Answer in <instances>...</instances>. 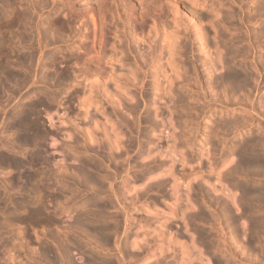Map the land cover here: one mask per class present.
<instances>
[{"label": "rangeland", "instance_id": "rangeland-1", "mask_svg": "<svg viewBox=\"0 0 264 264\" xmlns=\"http://www.w3.org/2000/svg\"><path fill=\"white\" fill-rule=\"evenodd\" d=\"M2 1H4V3ZM5 1L7 2V4ZM21 1H23V3ZM61 1H64V0H61ZM86 1L85 0H68L66 2H69L73 7L74 6L76 7L77 4H78L77 6H79ZM164 1L167 3L169 2L171 5L173 4V7H176L179 10H182L180 11L181 13L180 16L181 15L185 16V18H186V15H188L187 12L189 13L190 11L186 9H192L190 8L191 6L194 8H197V9L193 8L194 11L202 10V12L204 13L203 14L204 17L202 18L203 20L202 23L205 24L206 26L208 25L207 27L205 25H202V26L206 27L207 30H209V31L205 30L206 33H208L207 34L208 36L205 37V43L208 46L205 48L204 47L205 45L202 44L203 41L200 39L201 37H199L200 32L197 29L198 27H195L196 25L195 26L192 25L193 24L192 21L187 20L189 18L185 19L182 16H181L182 19L179 17V19H181L182 22L181 20H178V22L175 23L174 25L173 30L178 29L177 32L176 31L173 32L174 34L171 33L173 34L171 36L175 38V39L172 38L174 39L172 41L176 43V44L173 43L175 47L172 45L173 47L171 49V51L174 52V54L173 53L171 54L170 52L171 56L168 54L169 57L167 58L166 56L168 52H166L165 51L166 49L164 50L163 48L162 43L164 42L161 40V37L156 36L154 39L153 38L154 35H153V37L150 36L149 38L150 40H142V41H139L137 39L135 40L134 36L130 32L126 31L128 27L122 24L123 22L122 23L117 22L120 25L118 27L120 28L119 30H121V26H122V30L125 31L124 35H127L125 36V38L123 36L121 37L120 32L118 31V28L115 32L117 35H119V38H118V36L115 34L116 42L114 46V48L118 52L117 53L118 55L116 56H118L119 58L117 57L115 60H112L110 64L114 66L112 67L117 73V74L115 73L117 76L115 77V80L113 77L114 81L108 80V82L106 81V83L104 82L103 84H100L101 87L98 86L99 88H95L96 92L93 91L91 92L92 94L90 93L91 96L93 95V100L92 98L88 97L84 101L81 100L80 98L79 100L76 97V95L73 93H75V90H77L76 88H78V90L80 89L81 90L80 93H82V89L84 88L83 90H87L88 87L87 88L84 87V84H81L78 79L73 77L74 76L73 71H71L70 69L69 70L70 72H69L67 67H64V64L59 65L56 63V60H47L45 58L46 55L50 53H52L55 57L65 54L68 49L67 46L65 45L75 40L76 38V37L75 38L72 37L71 38L72 40L69 38L70 34L71 35L76 34V29L74 30L72 29L73 32H71L72 30H65L67 32L69 31L68 33L66 32L69 36L67 38L66 33L64 31L61 30L62 32H59L60 30L58 29L52 31V29L49 28L48 24L51 22L50 19H53V17L56 16V14L53 12L56 9V7L59 6L60 0H20V1L19 0H1L0 1V9L3 8L2 9L3 11L1 10L0 12L1 14L4 13L2 14L3 16L0 14V18L1 17L5 18L6 16L7 19L13 18L14 21H16L15 24L14 22L11 23L14 28L11 27L10 25L9 29L11 28V30H9L7 28L8 27L7 22L6 24L2 23L7 20H5L4 18L1 19L2 21L0 20V38L2 35V39L4 40L3 41L0 39V42L2 43V44L0 43V154L6 153L8 147L11 146L9 147V152L7 151V153L11 155L13 154L11 156L13 158H16V159L20 158V160L23 162L22 167L24 166H25L24 168L27 167L25 171L29 170V173H28L27 171L25 172L22 167H20L17 170H20L21 168L22 169L20 171H17L16 168L15 167L13 168V166H11L9 163L8 164L10 166L7 164L9 166L7 167L6 161L4 162L0 161L1 163L0 164V196L3 197V198H0L1 199L0 200V210L3 209L4 212L3 211L2 212L6 213V214H3L0 211V215H1L0 223H2L0 224V244H1L0 245L1 247L0 261L1 262L6 261L5 259H7V261L11 260V262L12 263L14 262V264H18L19 262H20L19 264H53L54 262L55 264H57L59 262L58 260L61 259L60 262L61 261L63 262L61 263L59 262L58 264H66V263L67 264H74V263L75 264H94V262L97 264H104V263L105 264H108V263L110 264L111 263L113 264H141V263L146 264L147 263L148 264V263L153 262L152 264H154L156 260H157V263L155 264H176V263L177 264L178 263L179 264H182V263L191 264L192 261H193L192 264H220V262L221 264H226V263L228 264H264V231H263L264 227H260L257 231L251 232V227L249 226L250 225L249 220L251 219L248 218V217L251 218L252 217L251 215H257V212L260 213V215L262 214L261 216L258 214L260 217L264 216V204H263L264 202L262 203L263 205L260 203H259L260 205L257 203H256L257 205H254L255 203H253V199L251 198L252 200H250L249 198L252 195L249 194L248 198L253 204V205L252 204L250 205L251 208L249 207L250 208L249 209L246 206L250 204L251 202L249 200H248L249 202H247V199H248L247 195H243L241 192L242 191L241 184H244V182L247 184L255 185V186H259V185L264 186V175H262L264 174L263 173L264 167L263 169L258 170L257 167L251 166L255 168L253 172L261 174L263 177L261 175H257L258 177L255 175L251 176L250 175L252 174L251 167H249L250 169H248L250 170L249 171L250 174L247 173V170H246V173H243L245 172V170L240 169V166L238 165L239 160L236 162V160L238 159V156H235L236 154L235 150L237 147L236 145L239 144V142L245 137L248 138L249 136H251L249 138H253L255 135L256 136L255 139L258 137L257 139H260V141L262 139L261 137H259L260 135H262V137L264 138V113H263L264 112L263 111L264 110V104H263L264 103V69H263L264 68V64H263L264 63V58H263L264 57V45H263L264 44V34L261 35L262 32L264 33V28H263L264 27V19H263L264 18V11H263L264 10L263 8L264 0H247V1L239 0L238 2L236 0H198V1L194 0V2L193 0H190V2H193L192 4L191 3L189 4L188 0H182V1L164 0ZM235 1L237 3H235ZM9 2H11V4ZM78 2H81V3L79 4ZM218 2L219 3L221 2V3L219 4ZM181 3H184V4L181 5ZM215 4H216V7H214ZM258 4L259 5L261 4V5L259 6ZM14 5H15V8H13ZM20 5L22 6L21 8H19ZM203 5H206V7ZM237 5L238 6L240 5V6L238 7ZM242 5H243V8H242ZM253 7H256V8H253ZM260 9H263V10L261 11ZM225 10L226 11L229 10L231 12L227 11L229 12L227 13ZM14 11L15 12L17 11V12L15 13ZM249 12L250 13L255 12L256 14H250ZM7 13H9L8 17H7ZM258 13L260 15L263 13L262 14L263 17L260 15L258 16L257 15ZM210 14L212 15L213 20L210 19L211 18ZM213 14L214 15L217 14V15L214 17ZM227 16L229 19H226ZM251 16H253L254 18ZM122 18H124V15H122ZM249 18L252 20L251 21L247 20ZM205 19L206 20L208 19L210 21L208 20L206 21ZM27 21L29 23H27ZM182 23L185 25L188 23L186 25L188 26L186 27V30L183 29L185 28V26ZM19 24L21 25V27ZM46 24L48 27L46 26ZM179 24L180 26L182 24V26L180 27ZM4 26L8 30H6ZM12 28L14 29V31ZM2 29L5 30V34H4V30ZM15 30L16 31L18 30V31L16 32ZM127 30L129 31V29ZM6 31H9V32H6ZM183 32L184 33L186 32L187 34L185 33L186 35H183ZM245 32L247 34V39L245 38L246 37ZM235 33L238 36H236ZM52 34H53L52 37L54 39L51 37ZM231 34H232V38H231ZM9 35L13 37L10 38ZM48 35L49 37L47 38ZM241 35L245 37H241ZM6 36L7 38H5ZM151 37L153 40L151 39ZM178 37H180V39ZM24 38L26 41H22ZM49 38L51 40H49ZM243 38H245V40H243ZM120 39H121V42H120ZM7 40L9 41L13 40L12 42H14V44L12 42L8 43ZM47 40L49 43L46 45ZM68 40L69 42L67 43ZM52 42H53V45H52ZM247 42L248 43L255 42L256 44L257 43L258 44L256 46V44L255 45L251 43L248 44ZM180 44L185 45V46H182ZM243 44H246L247 46L245 47V45ZM9 45L11 46L10 47L11 49L8 48ZM31 48L35 50H32ZM174 48L175 50H177V52L180 50L179 53L175 52V50H173ZM208 48L211 49V50L209 49L211 51L210 54L212 53L210 56L212 57L213 55L214 57L217 54H219L220 56L218 55V57L221 61L219 60V62H217V56L216 58L210 57L211 58L210 59L209 56H207L209 54V50L207 51ZM238 48L240 49V51H237L239 50ZM241 48L242 49L247 48L248 52H246L247 51L246 49H245L246 51L241 50ZM12 50L14 51L12 52ZM183 51H184V54H182ZM32 53L34 54V56ZM119 53H121V55ZM244 53H247V54L244 55ZM37 55H40V56H37ZM3 56L7 58H4ZM170 57H171V60L169 61L168 58L170 59ZM221 57H223L224 59ZM122 58H124V60ZM260 58H263V59H260ZM29 59L31 60L28 61ZM166 59L168 60V63H166ZM226 59H228V61H226ZM163 60L165 61V63ZM135 61L136 63H134ZM1 62L4 63V65L6 66L4 67V65L1 64ZM23 62H24V65H23ZM159 62H162L164 64L163 65L161 63L163 67L160 66ZM206 62L207 63L209 62L208 64L209 65L211 64L210 66L214 65L211 67L213 69H211L210 66L207 65ZM137 64L138 65L140 64V66L142 67L138 66L140 67L139 69L136 66ZM160 67L163 68V71H165L166 69L168 70L166 72L161 73L162 68H161V72H159ZM175 67H180V68H175ZM169 68L171 69L169 70ZM2 69L4 71H2ZM175 69L177 70V72ZM231 70H239L240 72L244 70L246 71V72L243 71L244 73H247V74L249 73L250 75L248 74L249 77L247 78L248 79L250 78L248 81L250 82L252 81L251 84L250 82L248 83L249 85L247 84L246 82L247 78L245 79L246 81L244 80L246 82V86H245V82L243 81L241 82L244 86L241 84V82H239V84L242 86H239V84H237L238 82L229 83L228 81L226 82V80L219 82V80L223 79V77H221L222 74L225 75L227 73L226 71H231ZM27 72L30 74H28ZM143 72H145V74ZM256 72L258 73L261 72V73H259L260 74L259 75L258 73L256 74ZM164 73L169 74V75L165 74L166 76H164L163 75ZM60 74L63 77H61ZM123 74L124 75L126 74L127 78H129L132 74L131 78L135 81L136 79L134 77H137L138 80L134 82L131 78H129L127 81L126 75L124 76ZM177 74L180 77H178ZM247 74L245 75V77L247 76ZM30 75L32 76V79L30 78ZM161 76L166 77L167 79L169 78V79L165 80V78H162ZM25 78L28 79V83H27V79ZM121 79L123 80L125 79L126 81L124 80L125 82H123V80ZM160 79L161 81H159ZM163 79L165 82L168 81L169 85L167 84V82L164 83L163 85L162 84L164 82ZM170 79H172L171 80L172 84L169 83ZM195 79L197 80L195 81ZM22 81H25V82L22 83ZM129 81H131V83H129ZM142 81L143 83H141ZM158 85L160 87H162L163 85L164 88L163 87L160 88ZM195 85H199V86H195ZM250 85H252L253 87ZM103 86L106 87L107 89L106 88L103 89L104 88ZM242 87L244 88L243 91H242L243 89ZM232 88L234 89V91ZM160 90L162 92L164 91V93L166 92L167 93L164 94L162 92H159ZM103 91L105 93H103ZM168 91L170 92V94ZM84 92L86 93V91ZM119 92H122V93H119ZM100 93H101V96H100ZM160 93L162 94L161 95L162 97L159 95ZM53 94L54 96H57V98H55ZM48 95L50 99L48 98ZM108 95L109 96L111 95L113 97L110 96L111 97L110 99ZM106 96H108V98ZM156 96L159 98H157ZM205 97L206 99H204ZM89 98L91 101L88 100ZM96 98L98 99L96 100ZM250 99L251 100L253 99L252 100L253 102ZM48 100H49V103H48ZM218 100L220 102H218ZM244 100H246V102ZM28 101L31 103L29 104ZM36 101L37 103L38 102L39 103L37 104ZM81 101L82 102L89 101V103H87V105H89V110H88L89 113L87 112L86 117L82 115V118H81V113H79L78 115V113L75 112L82 105ZM179 101H183V103ZM238 101L240 102L238 103ZM90 102L92 104H90ZM188 102L189 103L191 102L194 105V107L196 105L197 106L195 108L193 107L194 108L193 109L192 104L191 103L189 104ZM236 102L237 104H235ZM247 102L249 103L250 106L252 105L253 108H255L256 106V112L253 111L254 110L253 109L252 110L253 115L251 116L244 111L245 107L246 109H249L250 107L247 104ZM96 103H97V106H94ZM240 103L242 105L245 104L248 106H245V105L237 106ZM258 103H260L259 106H258ZM183 106L184 107L186 106V107L184 108ZM188 106L189 107L191 106V107L189 108ZM241 107H244V109ZM101 111L103 112V115ZM242 111L244 112V114ZM20 113L22 114L21 117L27 116L26 118L25 117L22 118V122L24 120L23 123H25L27 127V128L24 127L25 129H23L24 124L20 126L21 125L20 120H19ZM31 113H33L34 115ZM197 113L200 116L196 115ZM247 114L250 116V119H249V116H247ZM7 115L8 116L10 115L11 116V117L9 116L10 119L12 120L13 118V120L10 121L9 118H7ZM77 115L80 116V119L79 117H77ZM241 115H243V117ZM246 116L248 117V119ZM252 116H255V117L253 118ZM245 117H246L245 120L248 121V122H245L247 126L242 122L244 121ZM251 117L253 119H251ZM83 118H85V120ZM93 118L94 120L95 118L96 120L98 119V121L95 122ZM231 118L233 119V121ZM236 118L239 121H237ZM82 119L83 121H81ZM32 120L34 122H32ZM106 120H109V121H106ZM225 120H227L229 123L228 122L226 123ZM240 120H242L241 123H243V125L240 123ZM16 121L19 122L20 125ZM231 121L233 123H231ZM235 121L239 122V125L235 123ZM7 122H11L10 124L13 127H11L10 124H7ZM94 122L96 125L94 124ZM222 122H224L225 124ZM26 123L28 124L30 123V124L27 125ZM217 123L219 126L217 125ZM35 124H38V125H35ZM234 124H236L237 126ZM14 125H16L18 128ZM87 125L88 127H91V129L88 128L89 131L86 128ZM32 126L34 127V129ZM15 127L16 129H14ZM19 127L24 131H22ZM5 128L6 129L8 128L7 130L9 132L5 131L6 130ZM222 128L225 130H223ZM212 129L214 130L212 131ZM186 130H187V133H186ZM215 130L220 131V132H216ZM20 132H22L24 135ZM37 132H38V135L36 134L37 135L36 136L35 133ZM182 132H183V135H182ZM212 132L215 133L214 134L215 136L213 135ZM89 134L92 136H90ZM188 134L190 135V137L188 136ZM88 135L92 138L89 139L90 137H88ZM116 135L117 136L119 135L118 137L121 138V139L120 138L117 139L118 144L114 142L113 140V139L116 140V138H118L116 137ZM25 136H27L28 138L27 137L24 138ZM20 138H22V140ZM221 139L223 142H221ZM23 140L26 142H24ZM130 140L132 142L129 145L128 143L130 142ZM184 143H186L187 145ZM259 143H258V148L264 154V141L262 144H259ZM110 144L115 149L114 148L112 149ZM113 144L116 145L117 147L114 146ZM213 144H214V147L212 146ZM126 146L129 148L127 149ZM234 146L235 148H233ZM10 148H11L12 153H10ZM23 151L26 152L25 155ZM119 151L121 153H119ZM169 151L174 154H171ZM118 153L120 154V156L118 155ZM19 154L22 156H20ZM14 156H18V157H14ZM31 156L32 158H35V162L37 164L35 162H33L34 165L32 164ZM37 156H39L40 158L37 159ZM28 157L31 160L29 159L27 160ZM85 159L86 161L91 160L92 162L93 161L94 162L92 163L91 161H89L90 162L89 164V162L87 161L88 162L87 163ZM81 160L85 162V166H84V163H81ZM229 160H231V162ZM29 161H31L30 162L31 165L29 164ZM26 163H28L29 166ZM86 163L88 164V166L89 165L90 166L88 167ZM233 163L235 164L237 163L236 166L237 165L239 166V167L235 166L236 168H238L236 169L237 172L240 169L241 173L239 172L237 173L239 176L236 175V172L235 174H231V175L229 174L230 172L232 173V170L235 169L234 167H233L234 169L232 168V166H234ZM3 164H5L4 165L5 167L3 166ZM91 164L93 165L91 166ZM82 167H84V169ZM7 168L8 169L13 168V169L8 170ZM80 168H82V171L86 170L85 172H88V173L86 174L84 172L86 175L83 174ZM198 168H201V170ZM230 168L231 170H229ZM39 169L41 170L42 174H45L43 175L44 179H43V176H40L42 178H38L39 177L38 174L39 175L41 174L39 172L40 171ZM195 169L196 171H194ZM193 171L195 173L197 172L198 174L196 176L193 175L192 177V174H195ZM19 172L26 175V178L24 176L23 179H21L22 177H19V176H22L23 174H20ZM90 172H92L93 174ZM96 172L98 176H96ZM98 172H100L101 174ZM183 172L184 173L186 172L187 175L190 173L186 178H183L185 179V181L182 180V177L178 175L179 173L180 175H182ZM26 173L27 174L31 173L30 174L31 176L33 175V173L34 175L37 174L36 175L37 177L34 176L36 180H34L35 178L31 177L30 179H32L31 180L32 182L29 181L27 179L29 177H27ZM242 173L244 175H241ZM89 174L94 175L97 179H95L94 176H92L94 178L90 177ZM84 175L86 177L89 175V178L88 177L85 178ZM227 175H229L230 177ZM4 176L5 178H3ZM102 176H106V177L103 178ZM243 176H245V178ZM247 177L249 179L246 182V180L244 179H247ZM8 178H10V180H8ZM188 178H191V180ZM89 179L94 180V182H96L97 185L98 184L101 185L100 187L102 191L101 193H100L99 185L98 186L94 185L95 183ZM88 180L89 182H87ZM95 180H99V181H95ZM3 181L5 184L6 182H8L7 186H9L10 188L9 187L6 188V185L3 183ZM12 181L13 182L17 181V182L12 183ZM33 181L37 183L39 182L38 185L36 186L37 183L34 184ZM251 182H253V184ZM262 182L263 184H260ZM237 184L238 185L240 184V185L238 186ZM16 185H18L19 189L16 187ZM22 186L23 188H20ZM34 186L38 188L39 193L43 191L42 192L44 193L43 196L45 195L47 196V197L46 196L44 197V201L42 197L41 202H40L41 204H38V205L37 203L32 204L35 201L36 196L41 194V193L40 194L37 193L36 188H33ZM13 187H14V190H13ZM43 187L44 188L46 187V188L44 189ZM95 188H97L98 190ZM112 190L114 191V194ZM97 191H99L98 192L99 194L97 193ZM71 192L73 195L71 194ZM103 192L105 193L103 194ZM240 194L244 196L243 199ZM20 195L21 197L24 196L23 198H26L28 200L20 198L19 197ZM9 196L10 198L13 199L12 201L10 198H8ZM45 198L47 200V203H46ZM91 198L93 199L92 201H91ZM244 198H247V199L244 200ZM17 199L22 202L23 200L27 201L30 204L25 202L24 205L26 204L28 205L24 206V208L22 207L18 208L19 210H17V207H16V203L18 202ZM94 199H96L95 200L96 202L94 201ZM42 201L45 203H43ZM244 201L246 205L244 206L246 207L247 210L243 209ZM246 202L248 204H246ZM98 203H103V205L98 204ZM123 204H126V205H123ZM12 205L14 208H12ZM40 205H42L43 208H41ZM258 205L261 206V208ZM34 207H36L37 209L39 208V210H37ZM32 208L33 210H31ZM95 208L98 209L99 211L101 210L100 212L101 214H103L102 212L105 213L103 215L101 222H98L103 225V228H105L104 229L105 231L103 230L104 232L103 234H101L102 231H98V233L101 232L100 234L102 236L99 235L97 231H95L97 229H95L91 224L88 223L90 222V218L88 216H90L94 212L95 213L98 212ZM172 208H174L173 211H172ZM43 209H46V210H43ZM5 210L8 211L9 214L12 213V216H14V219L10 214V219L12 218V220H10L9 214ZM24 210L25 212L27 210H31V211L30 212L27 211L25 213ZM50 210H52L53 212H51ZM86 210H93L94 212L93 211L92 213H90L91 211L85 212ZM33 211L35 214L33 213ZM83 211L85 212L86 215L85 214L82 215L84 213ZM38 212H40L41 216L42 215L43 216L40 217L39 216L40 214ZM45 212H47V214H44ZM36 213L38 214V216L36 215ZM30 214L31 215L34 214V217L29 216ZM172 214H174V216ZM15 215L17 216V218ZM35 215L37 217H35ZM80 215H82V217ZM166 215H169V216H166ZM26 216H29V217H26ZM48 216H50V218ZM7 218L8 220L12 222L13 220L16 221L20 225L18 226V224H16L17 225L16 226L15 222L14 223L11 222L13 226H10L9 225L10 221H5L3 223L2 220L3 221L7 220ZM18 218H20L19 221L21 220L22 221L18 222L17 221ZM85 218L87 219L89 218L88 221ZM36 219H38V221ZM104 219L106 220L109 219V220L106 221ZM76 220L79 223H81L80 221L83 222L84 220L85 223L83 222L82 224H80L83 227L82 226L80 227L79 223H77ZM36 221L39 223H37ZM40 222L43 225L44 224L45 225L43 226ZM52 222L53 223L55 222L56 224H53L52 226L51 225ZM29 224H31V226H29ZM85 224L87 225L89 230L92 228L91 230L93 231L91 230L89 231L87 227H85L86 226ZM22 225H24L23 226L25 227L24 229L27 230V231H24V233L22 230L23 228H21ZM49 225H51V227ZM114 225H116L117 228ZM15 226L18 228H16ZM11 228H13V230ZM78 228H81V229H78ZM17 229L18 231L21 229L19 231L20 233L17 231ZM94 231H95V234L93 235L92 233ZM258 231H263V233L261 232L259 233ZM15 232H18L19 234L17 233L14 234ZM89 232L91 233V236ZM253 232H256L257 234ZM34 233L37 234L35 236H37V239H39V242L36 241V243H34L36 240L35 236H33ZM38 233H41V234H38ZM137 233L139 236H137ZM21 235H23L24 240L26 241L24 240L20 241ZM100 236H101L100 240H95V239H98ZM103 236L104 238H102ZM138 237H140V240H138L139 239ZM170 237H171V241L173 239L172 242L170 241ZM135 238L138 240L137 243L135 242ZM23 241L26 243L30 241V243L26 244ZM18 242L19 243L22 242L20 243L21 247H20V244H18L19 247H17ZM23 243L26 244L25 247L23 246L24 245ZM133 243H136L137 246ZM248 243H249V246H248ZM161 244L163 245V248L160 246ZM37 245L39 246L41 245V246L38 247ZM132 245L135 246L136 248L132 247ZM28 246H30V249ZM63 246L65 247L63 248ZM47 247L48 249H46L47 251H45V248ZM67 247H69L70 249ZM165 247L166 248L168 247V248L165 249ZM185 247L188 248L189 251H187ZM63 249L66 250L65 251L66 254L59 258L58 256L61 253H62L61 255L65 253V252H62L64 251ZM68 250L70 253L67 254ZM184 250H186V253H184L185 252ZM5 251L10 254L8 253L6 254ZM55 251L60 254H58L57 256V253ZM92 252L93 253L95 252V253L93 254ZM40 253L42 254L45 253L44 255L46 256ZM85 253L87 254V257L85 256L86 255ZM232 253L233 255L236 254V256H233ZM3 254L7 255L9 258L4 256ZM11 255L13 256L12 259H10ZM150 255L152 257H150ZM188 255L189 257L193 255V257L195 256L196 258H193V260L191 261L190 259L192 258L189 259V257H187ZM1 256L3 257L2 258L3 260L1 259ZM89 256H92L90 257L91 259L88 258ZM53 257L55 258L53 259ZM65 257L67 259L70 258L68 259L70 261H67ZM230 257L231 258L233 257L232 258L233 260ZM159 259L162 260L161 263ZM85 260H87L88 262ZM145 260L146 262L143 263V261ZM47 261L49 263H47Z\"/></svg>", "mask_w": 264, "mask_h": 264}, {"label": "bare ground", "instance_id": "bare-ground-1", "mask_svg": "<svg viewBox=\"0 0 264 264\" xmlns=\"http://www.w3.org/2000/svg\"><path fill=\"white\" fill-rule=\"evenodd\" d=\"M1 1V0H0ZM20 1V0H19ZM66 1H68V0H64V1H61L60 0V3H59V6L58 7H56V9L54 10V12L53 13H55L56 14V16L55 17H53V19H50L51 20V22L48 24L49 25V28H51L52 29V31L53 30H60L59 32H62V31H64L65 33L67 32V31H65V30H74V29H76V34H74V35H71L70 34V37L68 36V32L66 33V36H67V38L69 37L70 39L72 38V37H76L75 38V40H73V41H71L70 43H68L69 42V40L67 41V45H65V46H67V52L65 53V54H63V55H59V56H57V57H55L52 53H50V54H47L46 55V59L47 60H56V63L57 64H64V67H67V69H68V71L71 69V71H73V73H74V76L73 77H75L76 79H78L79 80V82L81 83V84H84V87H88V89L87 90H83L82 89V93H80L81 92V90L79 89L78 90V88H76L77 90H75V93H73V94H75L76 95V97L79 99H81V100H86L88 97H90V98H92V100H93V95L91 96V92H96L95 91V88H99L98 86H100L101 87V85L100 84H103L104 82L106 83V81L108 82V80H113V77H114V80H115V77L117 76L116 74V72H115V70L113 69V65L112 64H110L111 63V61L112 60H115L118 56H116V55H118L117 53V51H116V49L114 48V46H115V32H116V30H117V28L120 26L117 22H120V23H122V24H124L126 27H128L127 29H129V31L126 29V31L127 32H130L133 36H134V38H135V40L137 39V40H139V41H142V40H150L149 38H150V36H152L153 37V35H154V39H155V37L156 36H159V37H161V40L164 42V43H162L163 44V48H164V50L166 51V52H168L167 53V56H166V58L167 57H169V55H170V52H171V54L173 53L174 54V52H172L171 51V49H172V47L174 46L175 47V45L174 44H176V43H174L172 40H174L175 38L174 37H172L171 35H173L174 33L173 32H177V30H173L174 29V25H175V23H177L178 22V20H181L182 18H181V16H180V11H182V10H179L178 8H176V7H173V4L171 5L169 2L167 3V2H165L164 0H85L86 2H84V3H82L81 5H79V6H77L76 5V7L74 6H72L69 2H66ZM177 1H179V0H177ZM180 1H182V0H180ZM189 1V4L191 3H193L194 2V0H193V2H190V0H188ZM198 1V0H197ZM237 2L239 1V0H236ZM235 1V3H237ZM247 1V0H246ZM3 3H4V1H2ZM6 2V1H5ZM13 2V1H12ZM17 2V1H16ZM22 3H23V1H21ZM214 2V1H213ZM222 2V1H221ZM220 2V3H221ZM241 2V1H240ZM243 2V1H242ZM258 2V1H257ZM10 4H11V2H9ZM20 3V2H19ZM79 4L81 3V2H78ZM185 3V2H184ZM184 3H181V5H183ZM219 3V2H218ZM219 3V4H220ZM232 3H234V2H232ZM6 4H7V2H6ZM15 4V3H14ZM170 4V5H169ZM202 4V3H201ZM217 4V3H216ZM216 4L214 5V7H216ZM16 5V4H15ZM15 5H14V7L13 8H15ZM175 5V4H174ZM177 5V4H176ZM196 5H197V3H196ZM259 5V4H258ZM261 5V4H260ZM259 5V6H260ZM4 6V5H3ZM17 6V5H16ZM194 6V5H193ZM203 6H205L206 7V5H203ZM212 6V5H211ZM238 6V5H237ZM240 6V5H239ZM238 6V7H239ZM258 6V7H259ZM22 6L20 5V7L19 8H21ZM179 7V6H178ZM185 7V6H184ZM190 7V6H189ZM190 8H192V9H186V10H190L189 11V13L187 12V14L188 15H186V18H189V19H187V20H190V21H192V25H196L195 27H198L197 29H198V31L200 32L199 34H200V36L199 37H201L200 39L203 41V43L202 44H204L205 46V48L208 46V45H206V43H205V37L206 36H208L207 34L208 33H206V31L205 30H207V26L205 25V24H203L202 23V18L204 17L203 16V12H202V10H200V11H198V10H195L194 11V9H197V8H194V7H190ZM194 8V9H193ZM199 8V7H198ZM242 8H243V5H242ZM253 8H256V7H253ZM263 8H264V6H263ZM3 9V8H2ZM2 9H0V11L2 10ZM213 9V8H212ZM211 9V10H212ZM230 9V8H229ZM8 10V9H7ZM27 10V9H26ZM206 10H208V9H206ZM239 10H241V9H239ZM259 10V9H258ZM261 11L263 10V9H260ZM3 11V10H2ZM13 11V10H12ZM184 11V10H183ZM226 11V10H225ZM227 11H229V10H227ZM226 11V12H227ZM234 11V10H233ZM255 11V10H254ZM260 11V12H261ZM264 11V10H263ZM8 12V11H7ZM15 12V11H14ZM17 12V11H16ZM15 12V13H16ZM201 12V13H200ZM206 12V11H205ZM229 12H231V11H229ZM229 12H227V13H229ZM248 12V11H247ZM250 13V12H249ZM0 14H1V12H0ZM2 14H4V13H2ZM1 14V15H2ZM8 14L9 13H7V17H8ZM23 14V13H22ZM25 14V13H24ZM186 14V13H185ZM207 14V13H206ZM250 14H256L255 12L254 13H250ZM249 14V15H250ZM263 14V13H262ZM260 15L259 13L257 14L258 16L260 15V16H262L263 17V15ZM6 15V14H5ZM4 15V16H5ZM26 15V14H25ZM122 15H124V18H122ZM217 15V14H216ZM216 15H214L213 14V16L215 17ZM231 15V14H230ZM256 15V16H257ZM3 16V15H2ZM206 16H208V15H206ZM210 16H211V20H213L212 19V15L210 14ZM223 16H225V15H223ZM229 16V15H228ZM228 16H227V18L226 19H229L228 18ZM233 16V15H232ZM15 17V16H14ZM49 17V16H48ZM179 17L181 18V19H179ZM183 18H185V16H182ZM249 17V16H248ZM251 17H253V16H251ZM4 18V17H3ZM2 17L0 18V20L1 19H3ZM26 18V17H25ZM50 18V17H49ZM185 18V19H186ZM231 18V17H230ZM240 18V17H239ZM254 18V17H253ZM5 20H7V21H4V22H2V23H5L6 24V22H7V25H8V27H7V25H6V27L9 29V26L11 25V27H13V25L11 24V23H13L14 22V24H15V22L16 21H14V19L13 18H10V19H12V20H10L9 18L7 19L6 18V16H5V18H4ZM18 19V18H17ZM224 19V18H223ZM241 19V18H240ZM244 19V18H243ZM264 19V18H263ZM46 20H47V18H46ZM206 20V19H205ZM208 20V19H207ZM206 20V21H207ZM247 20H252V19H247ZM246 20V21H247ZM257 20V19H256ZM2 21V20H1ZM12 21V22H11ZM26 21V20H25ZM49 21V20H48ZM185 21V20H184ZM183 21V22H184ZM205 21V22H206ZM208 21H210V20H208ZM254 21V20H253ZM263 21V20H262ZM40 22V21H39ZM47 22V21H46ZM181 22H182V20H181ZM180 22V23H181ZM27 23H29L28 21H27ZM118 24V26H117V24ZM242 23V22H241ZM248 23V22H247ZM40 24V23H39ZM183 24V23H182ZM182 24H181V26H182ZM188 24V23H187ZM186 24V25H187ZM246 24V23H245ZM4 25V24H3ZM2 25V26H3ZM16 25H18V24H16ZM20 25V24H19ZM31 25V24H30ZM36 25V24H35ZM178 25V24H177ZM184 26H185V28H183L184 30H186V27H188V26H186L185 24H183ZM192 25H190V26H192ZM202 25H205L206 27H204V26H202ZM46 26H47V24H46ZM179 26H180V24H179ZM180 26V27H181ZM189 26V27H190ZM5 26H4V28H6ZM18 27V26H17ZM20 27H21V25H20ZM26 27V26H25ZM48 27V26H47ZM260 27H261V25H260ZM6 28V30H8ZM14 28V27H13ZM12 28V29H13ZM24 28V27H23ZM22 28V29H23ZM177 28V27H176ZM181 28V29H182ZM206 28V29H205ZM264 28V27H263ZM17 29V28H16ZM19 29V28H18ZM22 29H20V30H22ZM39 29V28H38ZM45 29V28H44ZM43 29V30H44ZM50 29V30H51ZM120 28H118V31L120 32V35H121V37L123 36L124 38H125V36H127V35H124V30H122V26H121V30H119ZM188 29V28H187ZM2 30H4V29H2ZM9 30H11V28L9 29ZM34 30H36V29H34ZM41 30H42V28H41ZM62 30V31H61ZM73 30L71 31V32H73ZM259 30V29H258ZM13 31H14V29H13ZM16 31V30H15ZM18 31V30H17ZM16 31V32H17ZM182 31V30H181ZM207 31H209V30H207ZM261 31H262V29H261ZM260 31V32H261ZM6 32H9V31H6ZM12 32V31H11ZM49 32V31H48ZM51 32V31H50ZM63 32V33H64ZM70 32V33H71ZM189 32V31H188ZM1 33H3V32H1ZM41 33V32H40ZM54 33V32H53ZM75 33V32H74ZM171 33H173V34H171ZM186 33V32H185ZM184 32H183V35H186ZM197 33V32H196ZM237 33V32H236ZM235 33V34H236ZM255 33V32H254ZM257 33H259V32H257ZM4 34H5V30H4ZM48 34V33H47ZM198 34V35H199ZM240 34V33H239ZM245 34H246V32H245ZM262 34H264L263 32L261 33V35ZM38 35V34H37ZM44 35H45V33H44ZM50 35V34H49ZM49 35L47 36V38L49 37ZM75 35H77V36H75ZM117 35V34H116ZM221 35V34H220ZM219 35V36H220ZM255 35V34H254ZM258 35V34H257ZM53 36V34L51 35V37ZM65 36V35H64ZM118 36V38H119V35H117ZM176 36V35H175ZM178 36V35H177ZM190 36V35H189ZM236 36H238L237 34H236ZM9 37L11 38V37H13V36H10L9 35ZM62 37V36H61ZM152 37H151V39H152ZM158 37V38H159ZM241 37H245V36H242L241 35ZM252 37V36H251ZM5 38H7V36L5 37ZM15 38V37H14ZM44 38V37H43ZM53 38V37H52ZM55 38H56V36H55ZM117 38V39H118ZM127 38V37H126ZM172 38H174V39H172ZM179 39H180V37H178ZM186 38V37H185ZM184 38V39H185ZM191 38V37H190ZM231 38H232V34H231ZM233 38H234V36H233ZM246 39H247V34H246V37H245ZM245 38H243V40H245ZM1 40H3L2 39V35H1V38H0ZM9 39V38H8ZM54 39V38H53ZM62 39V38H61ZM178 39V40H179ZM207 39V38H206ZM223 39V38H222ZM237 39V38H236ZM240 39V38H239ZM252 39V38H251ZM14 40V39H13ZM12 40V41H13ZM18 40V39H17ZM16 40V41H17ZM28 40H29V38H28ZM44 40V39H43ZM46 40V39H45ZM49 40H51L50 38H49ZM63 40V39H62ZM66 40V39H65ZM72 40V39H71ZM124 40V39H123ZM122 40V41H123ZM127 40V39H126ZM153 40V39H152ZM189 40V39H188ZM228 40V39H227ZM4 41V40H3ZM8 41V43L10 42H12V41H9V40H7ZM15 41V40H14ZM22 41H26L25 40V38L22 40ZM42 41V40H41ZM56 41V40H55ZM125 41V40H124ZM138 41V42H139ZM248 41V40H247ZM6 42V41H5ZM18 42V41H17ZM46 42V41H45ZM44 42V43H45ZM120 42H121V39H120ZM151 42V41H150ZM149 42V43H150ZM155 42V41H154ZM181 42V41H180ZM1 43V42H0ZM4 43V42H3ZM13 44H14V42H12ZM19 43V42H18ZM21 43V42H20ZM49 42H48V40H47V42H46V45L48 44ZM51 43V42H50ZM128 43V42H127ZM153 43V42H152ZM174 43V44H173ZM184 43V42H183ZM186 43V42H185ZM230 43V42H229ZM237 43V42H236ZM248 43V42H247ZM246 43V44H247ZM249 43H251V42H249ZM248 43V44H249ZM262 43V42H261ZM2 44V43H1ZM5 44V43H4ZM35 44V43H34ZM37 44V43H36ZM120 44H122V43H120ZM187 44V43H186ZM246 44H243V45H245V47L247 46ZM251 44H256L255 42L254 43H251ZM258 44V43H257ZM257 44H256V46H257ZM39 45V44H38ZM37 45V46H38ZM51 45V44H50ZM52 45H53V42H52ZM153 45H155V44H153ZM173 45V46H172ZM178 45V44H177ZM180 45H182V44H180ZM188 45V44H187ZM186 45V46H187ZM264 45V44H263ZM36 46V47H37ZM49 46V45H48ZM120 46V45H119ZM129 46V45H128ZM182 46H185V45H182ZM225 46V45H224ZM241 46H242V44H241ZM8 47V46H7ZM11 46L9 45V47L8 48H10ZM13 47H14V45H13ZM12 47V48H13ZM35 47V48H36ZM130 47V46H129ZM177 47V46H176ZM181 47V46H180ZM209 47H210V45H209ZM19 48H20V46H19ZM40 48V47H39ZM128 48V47H127ZM162 48V49H163ZM182 48H184V47H182ZM205 48H203V49H205ZM214 48V47H213ZM235 48V47H234ZM244 48V47H243ZM250 48V47H249ZM11 49V48H10ZM32 49V48H31ZM43 49V48H42ZM130 49V48H129ZM152 49H154V48H152ZM210 48H208L207 49V51L209 50ZM228 49V48H227ZM239 49V48H238ZM246 50H247V48H245ZM245 49H242L241 48V50H245ZM253 49V48H252ZM32 50H35V49H32ZM173 50H175V48L173 49ZM184 50V49H183ZM211 50V49H210ZM209 50V54L207 55V56H209V58L211 57L210 55L212 54H210V51ZM245 50V51H246ZM9 51H11V50H9ZM14 50H12V52H13ZM42 51V50H41ZM131 51V50H130ZM129 51V52H130ZM180 51V50H179ZM179 51L177 52V50H175V52H177V53H179ZM188 51V50H187ZM237 51H240V49L239 50H237ZM260 51V50H259ZM31 52V51H30ZM33 52V51H32ZM39 52V51H38ZM120 52V51H119ZM122 52V51H121ZM126 52V51H125ZM128 52V51H127ZM154 52V51H153ZM166 52H165V54H166ZM213 52H215V51H213ZM236 52V51H235ZM246 52H248V50L246 51ZM250 52V51H249ZM176 53V54H177ZM230 53V52H229ZM233 53V52H232ZM231 53V54H232ZM22 54V53H21ZM20 54V55H21ZM33 54V53H32ZM34 54H35V52H34ZM34 54H33V56H34ZM37 54V53H36ZM52 54V55H51ZM62 54V53H61ZM120 55H121V53H119ZM124 54V53H123ZM126 54V53H125ZM169 54V55H168ZM175 54V55H176ZM182 54H184V51L182 52ZM215 54V53H214ZM241 54V53H240ZM242 54H243V52H242ZM247 53H244V55H246ZM1 55H3V54H1ZM56 55V54H55ZM58 55V54H57ZM133 55V54H132ZM206 55V54H205ZM218 55L219 54H217L216 56H217V62H219V57H218ZM250 55V54H249ZM259 55V54H258ZM263 55V54H262ZM6 56V55H5ZM14 56V55H13ZM31 56V55H30ZM37 56H40V55H37ZM171 56V55H170ZM182 56V55H181ZM185 56V55H184ZM216 56H214L215 58H216ZM220 56V55H219ZM239 56V55H238ZM2 57V56H1ZM4 57V56H3ZM124 57V56H123ZM157 57V56H156ZM163 57V56H162ZM161 57V58H162ZM174 57V56H173ZM212 57H213V55H212ZM211 57V58H212ZM213 57V58H214ZM243 57V56H242ZM245 57H247V56H245ZM249 57V56H248ZM258 57H260V56H258ZM4 58H7V57H4ZM9 58V57H8ZM43 58V57H42ZM119 58V57H118ZM208 58V59H209ZM210 58V59H211ZM221 58H223V57H221ZM254 58V57H253ZM264 58V57H263ZM263 58H260V59H263ZM23 59V58H22ZM123 60H124V58H122ZM160 59V58H159ZM176 59V58H175ZM224 59V58H223ZM241 59V58H240ZM31 59H29L28 61H30ZM168 60L170 61L171 60V57H170V59L168 58ZM168 60L166 59V63H168ZM212 60H214V59H212ZM211 60V61H212ZM9 61V60H8ZM12 61H14V60H12ZM164 61V60H163ZM221 61V60H220ZM223 61V60H222ZM225 61V60H224ZM226 61H228V59H226ZM253 61H254V59H253ZM252 61V62H253ZM5 62V61H4ZM34 62H35V60H34ZM42 62V61H41ZM48 62V61H47ZM119 62V61H118ZM154 62V61H153ZM173 62V61H172ZM176 62V61H175ZM210 62V61H209ZM208 62V63H209ZM213 62V61H212ZM261 62V61H260ZM39 63V62H38ZM50 63V62H49ZM134 63H136V61L134 62ZM162 62H159V64H160V66H162V64H161ZM164 63H165V61H164ZM207 63V62H206ZM207 63V65H209ZM1 64H3L4 65V63H2L1 62ZM48 64V63H47ZM46 64V65H47ZM140 64H142V63H140ZM140 64L138 65H136L137 67L138 66H140ZM158 64V63H157ZM156 64V65H157ZM254 64V63H253ZM261 64V63H260ZM264 64V63H263ZM262 64V65H263ZM23 65H24V62H23ZM31 65V64H30ZM53 65V64H52ZM164 65V64H163ZM166 65V64H165ZM174 65V64H173ZM203 65H204V63H203ZM211 65V64H210ZM209 65V66H210ZM217 65V64H216ZM226 65V64H225ZM6 65H4V67H5ZM10 66V65H9ZM29 66V65H28ZM55 66V65H54ZM113 66V67H112ZM135 66V65H134ZM177 66V65H176ZM212 66H214V65H212ZM212 66H210V68L212 67ZM228 66V65H227ZM243 66V65H242ZM257 66V65H256ZM52 67V66H51ZM63 67V68H64ZM140 67H142V66H140ZM140 67H138L139 69H140ZM163 67V66H162ZM162 67H160V71L159 72H161V68ZM225 67V66H224ZM229 67V66H228ZM172 68H173V66H172ZM175 68H180V67H175ZM226 68V67H225ZM233 68V67H232ZM231 68V69H232ZM4 69V68H3ZM2 69V71H4ZM6 69V68H5ZM8 69V68H7ZM55 69V68H54ZM53 69V70H54ZM164 69H166V68H164ZM171 68H169V70H170ZM207 69V68H206ZM209 69V68H208ZM211 69H213V68H211ZM241 69H242V67H241ZM257 69H258V67H257ZM264 69V68H263ZM142 70H144V69H142ZM168 69H166L165 71H163V68H162V72L161 73H163V72H166ZM176 70V69H175ZM227 70V69H226ZM240 70V69H239ZM239 70H231V71H226L227 73L224 75V74H222V76L221 77H223V79L222 80H219V82L220 81H224V80H226V82L228 81L229 83L230 82H232V83H234V82H238L237 84H239V82H241V81H243V82H245L246 80V82H247V84L250 82V81H248L249 79L247 78V77H249V75L247 74V73H244V72H246V71H242V72H240ZM6 71V70H5ZM62 71V70H61ZM114 71V72H113ZM172 71H173V69H172ZM210 71V70H209ZM213 71V70H212ZM225 71V70H224ZM256 71V70H255ZM260 71V70H259ZM262 71V70H261ZM55 72V71H54ZM53 72V73H54ZM57 72V71H56ZM70 72V71H69ZM176 72H177V70H176ZM26 73V72H25ZM25 73H23V74H25ZM28 73V72H27ZM50 73V72H49ZM61 73V72H60ZM72 73V74H73ZM116 73V74H115ZM131 73H132V71H131ZM133 73H135V72H133ZM144 74H145V72H143ZM168 73V72H167ZM210 73V72H209ZM251 73V72H250ZM258 72H256V74H257ZM259 73H261V72H259ZM258 73V74H259ZM28 74H30V73H28ZM48 74V73H47ZM56 74V73H55ZM63 74V73H62ZM66 74V73H65ZM113 74H115V75H113ZM159 74V73H158ZM166 73H164L163 75L164 76H166V75H169V74H166ZM171 74V73H170ZM175 74V73H174ZM211 74V73H210ZM247 74V76L245 77V75ZM252 74V73H251ZM27 75V74H26ZM58 75V74H57ZM61 75V74H60ZM119 75V74H118ZM124 75V74H123ZM126 75V74H125ZM124 75V76H125ZM173 75V74H172ZM224 75V76H223ZM255 75V74H254ZM260 75V74H259ZM258 75V76H259ZM122 76V75H121ZM130 76V75H129ZM131 76H132V74H131ZM131 76L129 77V78H131ZM133 76H135V75H133ZM177 76H178V74H177ZM28 77V76H27ZM42 77V76H41ZM61 77H63L62 75H61ZM162 77V76H161ZM178 77H180V76H178ZM217 77H219V76H217ZM220 77V78H221ZM255 77H257V76H255ZM30 78L32 79V76L30 75ZM124 78V77H123ZM126 78H127V75H126ZM125 78V79H126ZM129 78H127L126 80L128 81V79ZM136 80L135 81H137L138 80V78L137 77H134ZM162 78H165V80H168L166 77H162ZM172 78V77H171ZM219 78V79H220ZM247 78V79H246ZM25 79H27V78H25ZM24 79V80H25ZM31 79H29V80H31ZM39 79V78H38ZM37 79V80H38ZM65 79V78H64ZM119 79H120V77H119ZM124 79V80H125ZM132 79V78H131ZM198 79V78H197ZM197 79H195V81L197 80ZM246 79V80H245ZM256 79V78H255ZM59 80H61V79H59ZM66 80V79H65ZM113 80V81H114ZM121 80H123V79H121ZM123 80V82H125ZM133 80V79H132ZM172 79H170V82L169 83H171L172 81H171ZM175 80V79H174ZM245 80V81H244ZM259 80V79H258ZM63 81V80H62ZM61 81V82H62ZM74 81H76V80H74ZM134 81V80H133ZM132 81V82H133ZM134 81V82H135ZM155 81V80H154ZM159 81H161V79L159 80ZM163 81H164V79H163ZM263 81V80H262ZM23 82H25V81H22V83ZM78 82V81H77ZM167 82V84H168V81H166ZM165 81L162 83L163 85H164V83H166ZM246 82H245V86H246ZM252 82V81H251ZM251 82H250V84H251ZM255 82H256V80H255ZM27 83H28V79H27ZM26 83V84H27ZM64 83V82H63ZM117 83H118V81H117ZM128 83V82H127ZM129 83H131V81H129ZM141 83H143V81L141 82ZM225 83V82H224ZM25 84V83H24ZM31 84H32V82H31ZM116 84V83H115ZM159 84V83H158ZM172 84V83H171ZM196 84V83H195ZM200 84V83H199ZM227 84V83H226ZM236 84V83H235ZM241 84H242V82H241ZM18 85V84H17ZM28 85V84H27ZM74 85H75V83H74ZM79 85V84H78ZM77 85V86H78ZM89 85V86H88ZM105 85V84H104ZM117 85V84H116ZM161 85V84H160ZM163 85H162V87H163ZM169 85V84H168ZM232 85H234V84H232ZM231 85V86H232ZM243 85V84H242ZM242 85H240L239 84V86H242ZM249 85V84H248ZM259 85H260V83H259ZM21 86V85H20ZM81 86V85H80ZM159 86V85H158ZM157 86V87H158ZM195 86H199V85H195ZM237 86V85H236ZM238 86V87H239ZM244 86V85H243ZM250 86H252V85H250ZM24 87V86H23ZM79 87V86H78ZM104 87V86H103ZM160 87V86H159ZM162 87H160V88H162ZM170 87V86H169ZM201 87V86H200ZM212 87V86H211ZM233 87H235V86H233ZM237 87V88H238ZM249 87V86H248ZM253 87V86H252ZM256 87V86H255ZM258 87V86H257ZM263 87V86H262ZM20 88H22V87H20ZM85 88V89H86ZM106 87H104L103 89H105ZM164 88V87H163ZM168 88V87H167ZM198 88V87H197ZM196 88V89H197ZM202 88V87H201ZM208 88H209V86H208ZM236 88V89H237ZM240 88V87H239ZM243 88V87H242ZM74 89V88H73ZM102 89V88H101ZM107 89V88H106ZM169 89V88H168ZM167 89V90H168ZM195 89V88H194ZM200 89V88H199ZM213 89V88H212ZM233 89V88H232ZM231 89V90H232ZM249 89V88H248ZM252 89V88H251ZM254 89V88H253ZM257 89V88H256ZM44 90V89H43ZM89 90V91H88ZM158 90H159V88H158ZM164 90V89H163ZM166 90V89H165ZM244 90V88L242 89V91ZM246 90V89H245ZM34 91V90H33ZM37 91H39V90H37ZM73 91V90H72ZM84 91H86V93H87V95H86V93L84 92ZM88 91V92H87ZM105 91V90H104ZM103 91V93H105ZM108 91V90H107ZM120 91V90H119ZM233 91H234V89H233ZM253 91V90H252ZM42 92V91H41ZM54 92V91H53ZM74 92V91H73ZM159 92H162L161 90L159 91ZM166 92V91H165ZM169 92V91H168ZM236 92V91H235ZM241 92V91H240ZM248 92V91H247ZM55 93V92H54ZM59 93V92H58ZM72 93V92H71ZM91 93V94H90ZM107 93V92H106ZM108 93H110V92H108ZM119 93H122V92H119ZM162 93H164V91L162 92ZM167 93V92H166ZM166 93H164V94H166ZM197 93V92H196ZM234 93V92H233ZM35 94V93H34ZM34 94H33V96H34ZM72 94V95H73ZM90 94V95H89ZM169 94H170V92H169ZM169 94H167V95H169ZM89 95V96H88ZM112 95V94H111ZM110 95V96H111ZM113 95H115V94H113ZM121 95V94H120ZM160 96L162 95L161 93L159 94ZM248 95H250V94H248ZM53 96H54V94H53ZM100 96H101V93H100ZM109 96V95H108ZM108 96H106L107 98H108ZM109 96V97H110ZM164 96V95H163ZM195 96V95H194ZM202 96V95H201ZM216 96V95H215ZM257 96V95H256ZM47 97V96H46ZM55 98H57V96H54ZM68 97V96H67ZM96 97V96H95ZM111 97H113V96H111ZM111 97H110V99H111ZM116 97V96H115ZM157 97V96H156ZM162 97V96H161ZM160 97V98H161ZM166 97V96H165ZM203 97V96H202ZM244 97H245V95H244ZM249 97H251V96H249ZM48 98H49V95H48ZM76 98V99H77ZM90 98L88 99L89 101H91L90 100ZM157 98H159V97H157ZM33 99V98H32ZM50 99V98H49ZM54 99V98H53ZM71 99V98H70ZM73 99V98H72ZM79 99V100H80ZM98 98H96V100H97ZM163 99V98H162ZM202 99V98H201ZM204 99H206V97L204 98ZM244 99V98H243ZM37 100V99H36ZM52 100V99H51ZM74 100V99H73ZM114 100H115V98H114ZM159 100H161V99H159ZM180 100V99H179ZM182 100V99H181ZM216 100V99H215ZM251 100V99H250ZM253 100V99H252ZM251 100V101H252ZM263 100V99H262ZM30 101V100H29ZM28 101V102H29ZM39 101H40V99H39ZM46 101V100H45ZM63 101V100H62ZM71 101V100H70ZM89 101H85V102H82V105L75 111V112H77L78 113V115H79V113H81V118H82V115H84L85 117L87 116L86 114H87V112H88V110H89V105H87V103H89ZM158 101V100H157ZM177 101V100H176ZM203 101V100H202ZM213 101V100H212ZM237 101V100H236ZM241 101V100H240ZM240 101H238V103L240 102ZM245 102H246V100H244ZM258 101V100H257ZM261 101V100H260ZM259 101V102H260ZM93 102V101H92ZM98 102V101H97ZM109 102V101H108ZM113 102V101H112ZM179 102H181V103H183V101H179ZM194 102V101H193ZM209 102V101H208ZM216 102V101H215ZM218 102H220L219 100H218ZM244 102V103H245ZM253 102V101H252ZM251 102V103H252ZM256 102V101H255ZM31 102H29V104H30ZM35 103V102H34ZM36 103H37V101H36ZM39 103V102H38ZM37 103V104H38ZM48 103H49V100H48ZM86 103V104H85ZM189 103V102H188ZM191 103V102H190ZM189 103V104H190ZM206 103V102H205ZM226 103V102H225ZM242 103V102H241ZM240 103V104H241ZM261 103V102H260ZM260 103H258V106H259V104ZM66 104V103H65ZM90 104H92L91 102H90ZM187 104V103H186ZM192 104V103H191ZM233 104V103H232ZM235 104H237V102L235 103ZM234 104V105H235ZM237 105V106H244V105ZM247 104L249 105V103L247 102ZM264 104V103H263ZM46 105V104H45ZM72 105V104H71ZM134 105V104H133ZM179 105V104H178ZM182 105H184V104H182ZM188 105V104H187ZM208 105V104H207ZM210 105V104H209ZM224 105V104H223ZM248 105H245V106H248ZM253 105H255V104H253ZM31 106V105H30ZM29 106V107H30ZM48 106H49V104H48ZM91 106V105H90ZM94 106H97V103L94 105ZM136 106V105H135ZM197 106V105H196ZM195 106V107H196ZM250 106V105H249ZM133 107V106H132ZM184 107V106H183ZM186 107V106H185ZM184 107V108H185ZM189 107V106H188ZM191 107V106H190ZM189 107V108H190ZM194 107V105L192 104V108ZM194 107V108H195ZM201 107V106H200ZM232 107H234V106H232ZM250 107H251V109H250ZM249 107V109H246V107H245V109H244V107H241V108H243L244 109V111L246 112V113H248L250 116L251 115H253L252 113H253V111H255L256 112V106H255V108H253L252 107V105ZM262 107V106H261ZM50 108V107H49ZM66 108V107H65ZM191 108V109H192ZM193 108V109H194ZM204 108H206V107H204ZM238 108V107H237ZM192 109V110H193ZM198 109H199V107H198ZM254 109V110H253ZM206 110V109H205ZM233 110V109H232ZM249 110V111H248ZM253 110V111H252ZM258 110V109H257ZM22 111V110H21ZM71 111H72V109H71ZM79 111V112H78ZM197 111H199V110H197ZM200 111H201V109H200ZM259 111V110H258ZM264 111V110H263ZM23 112V111H22ZM102 112V111H101ZM243 112V111H242ZM261 112V111H260ZM5 113V112H4ZM72 113V112H71ZM89 113V112H88ZM202 113V112H201ZM234 113V112H233ZM264 113V112H263ZM6 114V113H5ZM31 114H33V113H31ZM30 114V115H31ZM74 114V113H73ZM243 114H244V112H243ZM247 114V116H249ZM257 114V113H256ZM11 115V114H10ZM9 115V116H10ZM13 115V114H12ZM21 113H20V123H21V125H20V123L19 122H17V123H19V125L20 126H22V124H24L23 125V129H25L24 127H26V125H25V123H23L24 122V120H23V122H22V118H24V117H21ZM25 115V114H24ZM34 115V114H33ZM77 115V117H79V119H80V116H78ZM89 115V114H88ZM102 115H103V112H102ZM196 115H198V113L196 114ZM195 115V116H196ZM231 115V114H230ZM246 115V114H245ZM8 115H7V118H9V120L10 121H12L13 120V118H12V120L10 119V117H9ZM14 116V115H13ZM12 116V117H13ZM18 116V115H17ZM32 116V115H31ZM37 116V115H36ZM71 116H73V115H71ZM83 116V117H84ZM91 116V115H90ZM198 116H200V115H198ZM242 117H243V115H241ZM240 116V117H241ZM246 116V117H247ZM250 116H249V119H250ZM27 117V116H26ZM25 117V118H26ZM29 117V116H28ZM75 117V116H74ZM235 117V116H234ZM246 117L244 118V121H242V120H240V123H241V121L245 124V122H248L247 120H245L246 119ZM253 118L255 117V116H252ZM251 117V119H253ZM261 117V116H260ZM18 118V117H17ZM40 118V117H39ZM71 118V117H70ZM73 118V117H72ZM88 118V117H87ZM90 118V117H89ZM92 118V117H91ZM198 118V117H197ZM238 118V117H237ZM237 118H236V120H237ZM258 118V117H257ZM75 119V118H74ZM78 119V118H77ZM84 120H85V118H83ZM83 119L81 120V121H83ZM106 119V118H105ZM196 119V118H195ZM232 119V118H231ZM247 119H248V117H247ZM16 120V119H15ZM89 120H91V119H89ZM93 120H94V118H93ZM230 120V119H229ZM235 120V119H234ZM95 122L96 121H98V119L96 120V118H95V120H94ZM106 121H109V120H106ZM106 121H104V122H106ZM222 121V120H221ZM226 121V123L228 122L227 120H225ZM224 121V122H225ZM232 121H233V119H232ZM231 121V123H233ZM237 121H239V120H237ZM32 122H34L33 120H32ZM71 122V121H70ZM74 122V121H73ZM95 122H94V124H95ZM100 122V121H99ZM103 122V123H104ZM224 122H222V123H224ZM5 123V122H4ZM11 122H7V124H10ZM12 123H14V122H12ZM38 123V122H37ZM76 123V122H75ZM87 123V122H86ZM85 123V124H86ZM102 123V124H103ZM220 123V122H219ZM229 123V122H228ZM230 123V124H231ZM235 123H237L238 125H239V122H236L235 121ZM243 123H241L242 125H243ZM6 124V125H7ZM27 125H29L28 123H26ZM88 124V123H87ZM134 124V123H133ZM225 124V123H224ZM250 124V123H249ZM32 125V124H31ZM35 125H38V124H35ZM75 125V124H74ZM96 125V124H95ZM113 125V124H112ZM130 125H131V123H130ZM217 125H218V123H217ZM234 125H236V124H234ZM246 125V124H245ZM10 126L11 127H13L11 124H10ZM14 126H16V125H14ZM216 126V125H215ZM219 126V125H218ZM232 126V125H231ZM237 126V125H236ZM236 126H235V128H236ZM247 126V125H246ZM5 127V126H4ZM17 127V126H16ZM16 127L14 128V129H16ZM33 127V126H32ZM36 127V126H35ZM97 127V126H96ZM239 127V126H238ZM18 128V127H17ZM20 128V127H19ZM27 128V127H26ZM87 130L89 131V129L88 128H90L91 129V127H88V125H87ZM94 128V127H93ZM105 128V127H104ZM212 128V127H211ZM214 128V127H213ZM220 128V127H219ZM229 128V127H228ZM240 128V127H239ZM6 129V128H5ZM5 129H3V130H5ZM8 129V128H7ZM5 130V131H8V130ZM21 129V128H20ZM33 129H34V127H33ZM215 129V128H214ZM214 129H212V131L214 130ZM223 129V128H222ZM238 129V128H237ZM11 130V129H10ZM12 130H13V128H12ZM22 130V129H21ZM27 130V129H26ZM25 130V131H26ZM32 130V129H31ZM85 130V129H84ZM188 130V129H187ZM187 130H186V133H187ZM211 130V129H210ZM217 130V129H216ZM215 130V131H216ZM219 130V129H218ZM223 130H225V129H223ZM230 130H232V129H230ZM4 131V132H5ZM22 131H24V130H22ZM214 131V132H215ZM246 131V130H245ZM9 132V131H8ZM34 132V131H33ZM36 132V131H35ZM106 132V131H105ZM184 132V131H183ZM183 132H182V135H183ZM214 132H212L213 133V135L215 134ZM216 132H220V131H216ZM225 132V131H224ZM224 132H223V134H224ZM20 133H22V132H20ZM88 133V132H87ZM185 133V132H184ZM185 133V134H186ZM208 133V132H207ZM211 133V134H212ZM222 133V132H221ZM248 133V132H247ZM261 133V132H260ZM19 134V133H18ZM23 134V133H22ZM38 135V132L37 133H35V135ZM138 134V133H137ZM140 134V133H139ZM191 134V133H190ZM24 135V134H23ZM27 135V134H26ZM36 135V136H37ZM90 135V134H89ZM88 135V137H90V136H92L93 135V133H92V135H90L89 136ZM250 135V134H249ZM22 136V135H21ZM20 136V137H21ZM119 136V135H118ZM117 135H116V137H118ZM187 136V135H186ZM188 136L190 137V135L188 134ZM215 136V135H214ZM258 136V135H257ZM27 136H25L24 138H26ZM85 137V136H84ZM115 137V138H116ZM207 137V136H206ZM213 137V136H212ZM249 137H251V136H249ZM244 138V139H242L240 142H239V144H237L236 146V150H235V152H236V154H235V156H238V159H237V157H236V162L238 161L239 163H238V165L240 166V169H242V170H245V172H243V173H246V170H247V173L248 174H250L249 173V171L250 170H248V169H250L249 167H251V166H255V167H257L258 168V170L259 169H263V167H264V154L259 150V148H258V143L259 144H262L263 143V137H262V135H260L259 137H261L262 139H261V141H260V139H255V135H254V137L253 138ZM23 138V137H22ZM22 138H20L21 140H22ZM28 138V137H27ZM92 137H90L89 139H91ZM120 137H118V138H116V140L115 139H113L114 140V142H116L117 143V139H119ZM110 139V138H109ZM121 139V138H120ZM212 139V138H211ZM220 139V138H219ZM190 140V139H189ZM240 140V139H239ZM24 141V140H23ZM109 141H111V140H109ZM188 141V140H187ZM212 141V140H211ZM210 141V142H211ZM218 141V140H217ZM220 141V140H219ZM259 141V142H258ZM24 142H26V141H24ZM27 142H29V141H27ZM113 142V141H112ZM119 142V141H118ZM132 141L130 140V142L128 143L129 145H130V143H131ZM182 142V141H181ZM190 142V141H189ZM221 142H223L222 141V139H221ZM122 143V142H121ZM3 144V143H2ZM23 144H25V143H23ZM118 144V143H117ZM184 144H186V143H184ZM111 145V144H110ZM114 145V144H113ZM133 145V144H132ZM187 145V144H186ZM235 145V144H234ZM26 146V145H25ZM114 146H116V145H114ZM122 146H123V144H122ZM121 146V147H122ZM125 146V145H124ZM213 147H214V144L212 145ZM261 146V145H260ZM259 146V147H260ZM4 147V146H3ZM8 147V146H7ZM6 147V148H7ZM9 147H11V146H9ZM9 147H8V149H7V151L9 152ZM111 147H112V149L114 148L112 145H111ZM117 147V146H116ZM127 147V146H126ZM131 147V146H130ZM263 147V146H262ZM119 148V147H118ZM129 147H127V149H128ZM233 148H235V146L233 147ZM115 149V148H114ZM213 149H215V148H213ZM263 149V148H262ZM88 150V149H87ZM94 150V149H93ZM124 150V149H123ZM122 150V151H123ZM166 150V149H165ZM233 150V149H232ZM5 151H6V149H5ZM7 151H6V153H4V154H0V158H1V162H4V161H6V165L9 163L11 166H13V168L15 167L16 168V170L17 169H19L20 167H22V165H23V162L20 160V158L19 159H16V158H13V157H11L12 155L11 154H9V153H7ZM95 151V150H94ZM171 151V150H170ZM169 151V152H170ZM15 152V151H14ZM13 152V153H14ZM24 152V151H23ZM22 152V153H23ZM168 152V151H167ZM234 152V153H235ZM10 153H12L11 152V148H10ZM21 153V152H20ZM119 153H121L120 151H119ZM118 153V155L120 156V154ZM144 153V152H143ZM171 154H174V153H172V152H170ZM233 153V154H234ZM26 154V152H24V155ZM140 154V153H139ZM146 154V153H145ZM149 154H150V152H149ZM20 155V154H19ZM20 156H22V155H20ZM35 156H36V154H35ZM14 157H18V156H14ZM26 157V156H25ZM174 157V156H173ZM38 158H40L39 156H37V159ZM144 158V157H143ZM29 159V157L27 158V160ZM31 159H32V164H33V162H35V158H32V156H31ZM31 159H29V160H31ZM89 159V158H88ZM91 159V158H90ZM24 161H26V160H24ZM85 161H86V159H85ZM88 161V160H87ZM86 161V162H87ZM89 161H91V160H89ZM88 161V162H89ZM230 162H231V160H229ZM228 161V162H229ZM28 162V161H27ZM30 162L31 161H29V164H30ZM37 162H39V161H37ZM87 162V163H88ZM92 162V161H91ZM94 162V161H93ZM92 162V163H93ZM97 162V161H96ZM36 163V162H35ZM81 163H84V166H85V162H83L82 160H81ZM86 163V164H87ZM98 163V162H97ZM96 163V164H97ZM1 164V163H0ZM8 164V165H9ZM26 164H28V163H26ZM25 164V165H26ZM29 164H28V166H29ZM37 164V163H36ZM35 164V165H36ZM89 164H90V162H89ZM95 164V165H96ZM237 164V163H236ZM236 164L235 163H233V165L234 166H232V168L234 169V170H232V173L230 172L229 174L231 175V174H235V172H236V175L237 176H239L237 173L239 172V173H241L240 172V169L238 170V172H237V170L236 169H238V168H236V167H239L238 165L236 166ZM5 164H3V166H4ZM7 165V167H9ZM31 165V164H30ZM34 165V164H33ZM82 165V164H81ZM93 164H91V166H92ZM99 165V164H98ZM97 165V166H98ZM2 166V165H1ZM37 166V165H36ZM39 166H40V164H39ZM87 166H88V164H87ZM90 166V165H89ZM88 166V167H89ZM236 166V167H235ZM5 167V166H4ZM25 167V166H24ZM24 167H22L23 169H24V171H25V169L27 168H24ZM94 167V166H93ZM13 168H7L8 170H10V169H13ZM21 168V169H22ZM39 168V167H38ZM38 168H36V169H38ZM83 169H84V167H82ZM82 168H80V170L82 171ZM229 168V167H228ZM253 167H251V171H252V174H250L251 176H257V175H261V174H258V173H255V172H253L254 170H255V168H253ZM6 169V168H5ZM20 169V170H21ZM79 169V168H78ZM194 169V168H193ZM198 169H200L201 170V168H198ZM15 170V169H14ZM20 170H17V171H20ZM40 170V169H39ZM39 170H37V171H39ZM97 170V169H96ZM229 170H231V168L229 169ZM241 170V171H242ZM4 171V170H3ZM7 171V170H6ZM28 173H29V170H26ZM25 171V172H26ZM36 171V170H35ZM86 171V170H85ZM85 171H82L83 172V174H87L88 172H85ZM98 171V170H97ZM183 171V170H182ZM194 171H196V169L194 170ZM193 171V172H194ZM233 171H234V173H233ZM263 171H264V169H263ZM23 172V171H22ZM34 172V171H33ZM41 174L39 175L38 174V178H42V177H40V176H43V175H45V174H42V172H41V170L39 171ZM45 172V171H44ZM85 172V173H84ZM181 172V171H180ZM187 172V171H186ZM186 172L184 173H182V175H180V173L178 174L180 177H182V180H184L185 181V179H183V178H186L188 175L186 174ZM192 172V171H191ZM199 172V171H198ZM229 172V171H228ZM257 172V171H256ZM20 173V172H19ZM19 173H18V175H19ZM36 173V172H35ZM90 173H92V172H90ZM98 173H100V172H98ZM195 173V172H194ZM241 174V175H244V174ZM254 173V174H253ZM264 173V172H263ZM6 174H7V172H6ZM20 174H23V173H20ZM27 174V173H26ZM31 174V173H30ZM30 174H27V177H29V178H27L29 181H31L32 179H30L31 177L32 178H35V177H37L36 175H34V173H33V175L31 176ZM85 174V175H86ZM93 174V173H92ZM95 174V173H94ZM101 174V173H100ZM103 174V173H102ZM192 174V173H191ZM198 173L196 172L195 174H192V177H193V175H197ZM84 175V176H85ZM90 175V174H89ZM89 175L87 176L88 178H89ZM104 175V174H103ZM247 175V174H246ZM262 175H264V174H262ZM261 175V176H262ZM10 176V175H9ZM25 176V178H26V175H22V176H19V177H22L21 179H23V177ZM35 176V177H34ZM82 176V175H81ZM92 176H94V175H90V177H92ZM96 176H98V174H97V172H96ZM195 176H194V178H195ZM199 176H200V174H199ZM227 176H229V175H227ZM260 176V177H261ZM8 177V176H7ZM18 177V176H17ZM86 176H85V178H87ZM95 177V176H94ZM94 177H92V178H94ZM103 178L104 177H106V176H102ZM191 177V178H192ZM230 177V176H229ZM244 178H245V176H243ZM249 177V176H248ZM247 177V179H244V180H246V182H247V180L249 179ZM258 177V176H257ZM263 177V176H262ZM3 178H5V176L3 177ZM38 178H37V180H38ZM100 178V177H99ZM191 178H188V179H190L191 180ZM200 178H201V176H200ZM228 178V177H227ZM241 178H242V176H241ZM252 178V177H251ZM20 179V180H21ZM27 179H25V180H27ZM43 179H44V176H43ZM95 179H97L96 177H95ZM256 179V178H255ZM8 180H10V178H8ZM7 180V181H8ZM17 180V179H16ZM34 180H36V178L34 179ZM86 180V179H85ZM89 180H91V179H89ZM89 180L87 181V182H89ZM180 180V179H179ZM181 180V181H182ZM252 180H254V179H252ZM251 180V181H252ZM257 180V179H256ZM256 180H254V181H256ZM263 180V179H262ZM92 182H94V180H91ZM90 181V182H91ZM95 181H99V180H95ZM15 182V181H14ZM13 181H12V183H14ZM17 182V181H16ZM15 182V183H16ZM32 182V181H31ZM91 182V183H92ZM189 182V181H188ZM187 182V183H188ZM259 182V181H258ZM3 183H4V181H3ZM7 183L8 182H6V188L7 187H9V186H7ZM33 183L35 184V183H37V182H34L33 181ZM39 183V182H38ZM38 183L36 184V186L38 185ZM95 184L94 185H97V183L96 182H94ZM183 183V182H182ZM252 184H253V182H251ZM255 183V182H254ZM18 184V183H17ZM31 184V183H30ZM33 184V185H34ZM41 184V183H40ZM89 184V183H88ZM257 184V183H256ZM260 184H263V182L262 183H260ZM15 185V184H14ZM32 185V184H31ZM42 185V184H41ZM93 185V186H94ZM99 185V184H98ZM97 185V186H98ZM238 185V184H237ZM240 185V184H239ZM238 185V186H239ZM258 185H259V183H258ZM40 186V185H39ZM43 186V185H42ZM93 186H92V188H93ZM5 187V186H4ZM15 187V186H14ZM14 187H13V190H14ZM16 187L18 188V185H16ZM41 187V186H40ZM101 185H99V189H100V193L102 192L101 191ZM10 188V187H9ZM20 188H23V186L22 187H20ZM26 188V187H25ZM29 188V187H28ZM33 188H36L35 186L33 187ZM44 188V187H43ZM46 188V187H45ZM44 188V189H45ZM91 188V187H90ZM132 188V187H131ZM16 189V188H15ZM19 189V188H18ZM41 189V188H40ZM95 189H97V188H95ZM103 189H104V187H103ZM241 189H242V194L243 195H247V198H248V195L250 194V195H252L251 197H249L250 198V200H252L253 199V203H255L254 205H257V204H262L263 202H264V186H255V185H251V184H247V183H245L244 182V184H241ZM3 190H5V189H3ZM8 190H10V189H8ZM11 190H12V188H11ZM23 190V189H22ZM29 190V189H28ZM32 190V189H31ZM36 190H37V193L38 194H40L41 195V197H40V195H37L36 196V198H35V201L32 203V204H36L37 203V205L38 204H41L40 202H41V199H42V197H43V201H44V197L46 196H43V194L44 193H42V192H40L39 193V190H38V188H36ZM36 190H34V191H36ZM42 190V189H41ZM98 190V189H97ZM113 191V190H112ZM4 192V191H3ZM93 192H94V190H93ZM96 192V191H95ZM99 191H97V193H98ZM33 193H35V192H33ZM47 193V192H46ZM105 192H103V194H104ZM3 194V193H2ZM71 194H72V192H71ZM99 194V193H98ZM97 194V195H98ZM113 194H114V191H113ZM73 195V194H72ZM116 195H117V193H116ZM241 195V194H240ZM11 196V195H10ZM10 196L8 197V198H10ZM34 196V195H33ZM242 196V195H241ZM13 197V196H12ZM20 198H23V197H21V195L19 196ZM47 197V196H46ZM67 197V196H66ZM117 197V196H116ZM243 197L244 196H242V199H243ZM246 197V196H245ZM0 198H3V197H1L0 196ZM19 198V199H20ZM241 198V197H240ZM247 198H244V200L245 199H247ZM249 198L247 199V202H249L250 200H249ZM252 198V199H251ZM11 199V201L13 200L12 198H10ZM15 199H16V197H15ZM14 199V200H15ZM23 199H26V198H23ZM47 199H49V198H47ZM52 199V198H51ZM50 199V200H51ZM97 199V198H96ZM96 199H94V201L96 200ZM108 199V198H107ZM118 199V198H117ZM255 199V200H254ZM1 200V199H0ZM18 200V199H17ZM16 200V201H17ZM26 200H28V199H26ZM45 200H46V198H45ZM93 199L91 198V201H92ZM100 200V199H99ZM241 200V199H240ZM249 200V201H248ZM4 201H6V200H4ZM30 201H31V199H30ZM42 201V202H43ZM98 201V200H97ZM101 201V200H100ZM25 202H27V201H24L23 200V202L22 201H19L18 200V202L16 203V207H17V210H19L18 208H24V206H26V205H28V204H30V203H28V204H26V205H24L25 204ZM96 202V201H95ZM94 202V203H95ZM246 202V204H248ZM251 202V201H250ZM14 203V202H13ZM43 203H45V202H43ZM46 203H47V200H46ZM103 203H104V201H103ZM103 203H98V204H101V205H103ZM241 203V202H240ZM244 204H243V209H245V210H247L246 209V207L247 208H249L250 207V205L252 204V202L250 203V204H248L247 206L245 205V201L243 202ZM257 203V204H256ZM66 204V203H65ZM70 204V203H69ZM93 204V203H92ZM259 204V205H260ZM264 204V203H263ZM262 204V205H263ZM14 205V204H13ZM13 205H12V208H14L13 207ZM122 205V204H121ZM123 205H126V204H123ZM246 207H245V206ZM253 205V204H252ZM258 205V206H259ZM33 206V205H32ZM41 206V208H43L42 207V205H40ZM40 206H39V208H40ZM257 206V207H258ZM36 207H38V206H36ZM36 207H34V208H36ZM44 207H45V205H44ZM103 207V206H102ZM105 207H107V206H105ZM113 207V206H112ZM173 207V206H172ZM253 207V206H252ZM255 207V206H254ZM260 208H261V206H259ZM258 207V208H259ZM6 208V207H5ZM4 208V209H5ZM39 208L37 209V210H39ZM47 208V207H46ZM121 208H122V206H121ZM127 208V207H126ZM251 208V207H250ZM249 208V209H250ZM258 208H257V210H258ZM8 209H10V208H8ZM26 209H28V208H26ZM25 209V210H26ZM30 209V208H29ZM96 209V208H95ZM106 209V208H105ZM108 209V208H107ZM173 209L174 208H172V211H173ZM248 209V210H249ZM256 209V208H255ZM254 209V210H255ZM25 210H24V212H25ZM31 210H33V208L31 209ZM31 210H27V211H31ZM35 210V209H34ZM42 210V209H41ZM40 210V211H41ZM43 210H46V209H43ZM53 210V209H52ZM52 210H50L51 212H53ZM98 212L97 213H95L93 210H86L85 212H90V213H92V211L94 212V213H92L90 216H88L89 218H90V222H88L89 224H91L95 229H97V230H95V231H97V233H98V231H102V233L101 234H103L104 232H103V230L105 229V228H103V225L102 224H100V223H98V222H101V220H102V218H103V215L105 214L104 212H102L103 214H101L100 212H101V210L99 211L98 209H96ZM253 210V209H252ZM251 210V211H252ZM256 210V211H257ZM1 211V213H3L4 211H3V209H1L0 210ZM3 211V212H2ZM6 211V210H5ZM9 211H11V210H9ZM21 211V210H20ZM22 211H23V209H22ZM26 211V212H27ZM103 211V210H102ZM109 211V210H108ZM7 213H8V211H6ZM25 212V213H26ZM84 212V211H83ZM85 212L82 214V215H84L85 214ZM175 212V211H174ZM200 212V211H199ZM243 212H245V211H243ZM14 213V212H13ZM33 213H34V211H33ZM39 214H40V212H38ZM108 213V212H107ZM201 213V212H200ZM3 214H6V213H3ZM9 214V213H8ZM11 214V216H12V213H10ZM10 214H9V219H10ZM15 214V213H14ZM21 214V213H20ZM22 214H23V212H22ZM28 214V213H27ZM26 214V215H27ZM35 214V213H34ZM34 214H30L29 216H33L34 217ZM44 214H47V212H45ZM55 214V213H54ZM81 214V213H80ZM167 214V213H166ZM191 214V213H190ZM260 215V213H258L257 212V215ZM36 215L38 216V214L36 213ZM35 215V217H37ZM82 215H80L81 217H82ZM86 215V214H85ZM170 215V214H169ZM169 215H166V216H169ZM173 216H174V214H172ZM245 215V214H244ZM257 215H251L252 217L250 218V217H248L249 219H251V220H249L250 221V227H251V232L252 231H257L260 227H264V216H262V217H260L259 215L257 216ZM1 216V215H0ZM3 216V215H2ZM16 216V215H15ZM29 216H26V217H29ZM40 217H42L41 216V214L39 215ZM54 216V215H53ZM79 216V217H80ZM106 216V215H105ZM109 216V215H108ZM107 216V217H108ZM165 216V215H164ZM192 216V215H191ZM13 217V219H14V216H12ZM49 218H50V216H48ZM78 217V218H79ZM86 217V216H85ZM114 217V216H113ZM6 218V217H5ZM16 218H17V216H16ZM45 218H47V217H45ZM44 218V219H45ZM53 218V217H52ZM88 218V219H89ZM105 218V217H104ZM163 218V217H162ZM168 218V217H167ZM170 218H171V216H170ZM19 219L20 218H18V222H21V221H19ZM22 219V218H21ZM25 219H27V218H25ZM54 219V218H53ZM85 219H87V218H85ZM88 219H87V221H88ZM1 220V219H0ZM10 220H12V218L10 219ZM10 220H8V218H7V220H2V222L4 223L5 221H10ZM24 220V219H23ZM37 221H38V219H36ZM80 220H81V218H80ZM80 220H78V221H80ZM104 220H106V219H104ZM107 220H109V219H107ZM106 220V221H107ZM233 220V219H232ZM235 220V219H234ZM25 221V220H24ZM30 221V220H29ZM36 221V222H37ZM46 221V220H45ZM52 221V220H51ZM86 221V220H85ZM86 221V222H87ZM231 221V220H230ZM1 222V221H0ZM12 221H10L9 222V225L10 226H13V224L12 223H14L15 222V225L16 224H18L16 221H14L13 220V222L11 223ZM57 222V221H56ZM76 222H77V220H76ZM76 222H74V223H76ZM81 223H79V222H77V223H79V225L80 224H82L83 222H84V220H83V222L82 221H80ZM104 222V221H103ZM163 222V221H162ZM228 222V221H227ZM232 222V221H231ZM26 223V222H25ZM37 223H39V222H37ZM41 223V222H40ZM46 223V222H45ZM49 223H51V222H49ZM85 223V222H84ZM107 223V222H106ZM110 223V222H109ZM0 224H2V223H0ZM6 224V223H5ZM12 224V225H11ZM21 224H23V223H21ZM33 224V223H32ZM42 224V223H41ZM47 224V223H46ZM53 224H56L55 222L53 223L52 222V226H53ZM20 224H18V226H19ZM39 225V224H38ZM43 225V224H42ZM45 225V224H44ZM43 225V226H44ZM51 225H49L50 227H51ZM77 225V224H76ZM86 225V224H85ZM84 225V226H85ZM90 225V226H91ZM117 225V224H116ZM116 225H114L115 227H116ZM231 225V224H230ZM17 226V225H16ZM15 226V227H16ZM24 225H22L21 226V228H23L22 230H23V233H24V231H27V230H25L24 228L25 227H23ZM29 226H31V224H29ZM29 226H27V227H29ZM36 226V225H35ZM58 226V225H57ZM82 225H80V227H81ZM163 226V225H162ZM226 226V225H225ZM229 226V225H228ZM227 226V227H228ZM248 226V227H249ZM6 227V226H5ZM34 227V226H33ZM33 227H31V228H33ZM37 227V226H36ZM49 227V228H50ZM56 227V226H55ZM54 227V228H55ZM78 227V226H77ZM83 227V226H82ZM85 227H87V225L85 226ZM84 227V228H85ZM16 228H18V227H16ZM15 228V229H16ZM39 228V227H38ZM42 228V227H41ZM53 228V227H52ZM51 228V229H52ZM117 228V227H116ZM161 228V227H160ZM163 228V227H162ZM12 230H13V228H11ZM27 229V228H26ZM30 229V228H29ZM37 229V228H36ZM46 229V228H45ZM48 229V228H47ZM78 229H81V228H78ZM86 229V228H85ZM87 229H88V227H87ZM92 229V228H91ZM90 229V230H91ZM21 230V229H20ZM19 230V231H20ZM44 230V229H43ZM43 230H41V231H43ZM50 230V229H49ZM57 230V229H56ZM89 230V229H88ZM89 230V231H90ZM249 230V229H248ZM263 230V229H262ZM11 231V230H10ZM16 231V230H15ZM17 231H18V229H17ZM18 231V232H19ZM52 231V230H51ZM82 231V230H81ZM91 231H93V230H91ZM95 231L92 233L93 235L95 234ZM105 231V230H104ZM264 231V230H263ZM263 231H258L259 233L261 232V233H263ZM18 232H15L14 234H19ZM29 232V231H28ZM33 232V231H32ZM35 232V231H34ZM40 232V231H39ZM45 232V231H44ZM61 232V231H60ZM85 232V231H84ZM88 232V231H87ZM107 232V231H106ZM105 232V233H106ZM250 232V233H251ZM8 233H9V231H8ZM36 233H37V231H36ZM48 233V232H47ZM90 233V232H89ZM88 233V234H89ZM100 233H98L99 235H101ZM253 233H255V234H257L256 232H253ZM22 234V233H21ZM27 234V233H26ZM38 234H41V233H38ZM87 234V233H86ZM254 234V235H255ZM12 235V234H11ZM24 235V234H23ZM23 235H21L20 236V238H21V240L20 241H22V240H24V237H23ZM35 235H37V234H35L34 233V235L33 236H35ZM144 235V234H143ZM232 235V234H231ZM253 235V236H254ZM25 236V235H24ZM90 236H91V233H90ZM98 236V235H97ZM102 236V235H101ZM101 236L98 238V239H95V240H100V238H101ZM126 236V235H125ZM137 236H139L138 235V233H137ZM146 236V235H145ZM15 237V236H14ZM42 237V236H41ZM96 237V236H95ZM105 237H107V236H105ZM27 238V237H26ZM35 238H36V240H35V242L34 243H36V241L37 242H39V239H37V236H35ZM35 238H33V239H35ZM39 238V237H38ZM94 238V237H93ZM102 238H104V236L102 237ZM126 238V237H125ZM139 239L138 240H140V237H138ZM233 238V237H232ZM17 240V239H16ZM67 240H68V238H67ZM66 240V241H67ZM136 238H135V242L137 243V241H138ZM142 240V239H141ZM223 240V239H222ZM226 240V239H225ZM253 240V239H252ZM251 240V241H252ZM24 241H26V240H24ZM23 241V242H24ZM33 241V240H32ZM104 241V240H103ZM127 241V240H126ZM170 241H171V237H170ZM172 241H173V239H172ZM171 241V242H172ZM234 241V240H233ZM69 242V241H68ZM134 242V241H133ZM140 242V241H139ZM20 243H22V242H20ZM19 242L17 243V247H19L18 246V244H20ZM24 243H26V242H24ZM23 243V244H24ZM28 243H30V241H28L26 244H28ZM33 243V242H32ZM67 243V242H66ZM71 243H73V242H71ZM75 243V242H74ZM136 243H133V244H135L136 246H137V244ZM226 243V242H225ZM14 244V243H13ZM22 244V245H23ZM26 244H24L23 246L25 247V245ZM40 244V243H39ZM42 244V243H41ZM1 245V244H0ZM16 245V244H15ZM14 245V246H15ZM34 245H36V244H34ZM69 245V244H68ZM79 245V244H78ZM13 246V245H12ZM33 246V245H32ZM38 247H40L39 245H37ZM57 246V245H56ZM55 246V247H56ZM59 246V245H58ZM67 246V245H66ZM75 246V245H74ZM81 246V245H80ZM83 246V245H82ZM131 246V245H130ZM162 248H163V245L161 244L160 245ZM183 246V245H182ZM185 246V245H184ZM248 246H249V243H248ZM11 247V246H10ZM20 247H21V244H20ZM29 247V249H30V246H28ZM34 247V246H33ZM43 247V246H42ZM65 246H63V248H64ZM132 247H134V248H136L135 246H133L132 245ZM138 247H139V245H138ZM187 247V246H186ZM185 247V248H186ZM2 248H3V246H2ZM9 248V247H8ZM62 248V247H61ZM67 248H69V247H67ZM78 248V247H77ZM161 248V249H162ZM168 248V247H167ZM166 247H165V249H167ZM183 248V247H182ZM0 249H1V247H0ZM21 249V248H20ZM42 249V248H41ZM46 249H48V247L47 248H45V251H47ZM58 249H59V247H58ZM70 249V248H69ZM81 249V248H80ZM138 249V248H137ZM187 249V251H189L188 250V248H186ZM250 249V248H249ZM252 249V248H251ZM7 250V249H6ZM55 250V249H54ZM64 251H62V252H65L66 250L65 249H63ZM159 250H160V248H159ZM4 251V250H3ZM44 251V252H45ZM57 251V250H56ZM55 251V252H56ZM59 251V250H58ZM185 252L184 253H186V250H184ZM6 252V251H5ZM32 252V251H31ZM61 252V251H60ZM152 252V251H151ZM156 252V251H155ZM155 252H154V254H155ZM160 252V251H159ZM162 252H164V251H162ZM161 252V253H162ZM183 252V251H182ZM230 252V251H229ZM8 252H6V254H7ZM12 253V252H11ZM29 253V252H28ZM48 253V252H47ZM57 253V252H56ZM55 253V254H56ZM68 253H70L69 252V250H68V252H67V254ZM87 253H88V251H87ZM93 253V252H92ZM91 253V254H92ZM95 253V252H94ZM93 253V254H94ZM161 253H159V254H161ZM8 254H10V253H8ZM13 254V253H12ZM17 254V253H16ZM33 254V253H32ZM40 254H42V253H40ZM45 253H43L42 255H44ZM54 254V255H55ZM58 254H60V253H57V256H58ZM62 254V253H61ZM59 255L58 257L60 258V257H62V256H64L65 254H66V252L63 254V255ZM86 254V253H85ZM91 254H89V255H91ZM147 254V253H146ZM151 254V253H150ZM4 255V254H3ZM15 255V254H14ZM30 255V254H29ZM48 255V254H47ZM152 255V254H151ZM150 255V257H152ZM189 255H190V253H189ZM189 255L187 256V257H189ZM232 255H233V253H232ZM231 255V256H232ZM4 256H6L7 258H9L7 255H4ZM10 256V255H9ZM16 256V255H15ZM44 256H46V255H44ZM69 256V255H68ZM86 257H87V254L85 255ZM96 256V255H95ZM147 256V255H146ZM233 256H236V254L235 255H233ZM71 257V256H70ZM85 257V258H86ZM90 257H92V256H89L88 258H90ZM3 257L1 256V259H2ZM13 258V256L11 255V258L10 259H12ZM28 258V257H27ZM46 258V257H45ZM44 258V259H45ZM55 257H53V259H54ZM57 258V257H56ZM58 258V259H59ZM64 258V257H63ZM98 258V257H97ZM147 258V257H146ZM190 258H192V259H190ZM193 258H196L195 256L193 257V255L191 256V257H189V259L192 261L193 260ZM231 258V257H230ZM233 258V257H232ZM231 258V259H232ZM4 259H5V257H4ZM15 259H16V257H15ZM20 259V258H19ZM50 259V258H49ZM52 259V260H53ZM65 259L67 260V261H70V260H68V259H70V258H66L65 257ZM87 259V258H86ZM91 259V258H90ZM148 259V258H147ZM155 259H157V258H155ZM3 260V259H2ZM6 261H0V264H9L10 262H11V260H8L9 261V263H8V261H7V259H5ZM51 260V261H52ZM60 260L61 259H59L58 261L60 262ZM93 260V259H92ZM106 260V259H105ZM160 260V259H159ZM158 260V261H159ZM181 260V259H180ZM218 260V259H217ZM233 260V259H232ZM21 261V260H20ZM26 261V260H25ZM57 261V260H56ZM57 261V262H58ZM85 261H87V260H85ZM96 261H97V259H96ZM101 261V260H100ZM161 261L162 260H160V263H161ZM235 261V260H234ZM31 262V261H30ZM54 262V261H53ZM58 262V263H59ZM61 262H63V261H61ZM60 262V263H61ZM88 262V261H87ZM109 262V261H108ZM107 262V263H108ZM110 262H112V261H110ZM144 262H146V260L145 261H143V263ZM181 262V261H180ZM193 262V261H192ZM192 262H191V264H192ZM220 262V261H219ZM12 263V262H11ZM10 263V264H11ZM20 263V262H19ZM18 263V264H19ZM47 263H49L48 261H47ZM57 263V264H58ZM70 263H72V262H70ZM73 263H74V261H73ZM86 263V262H85ZM93 263V262H92ZM99 263V262H98ZM153 263V262H152ZM152 263H148V264H152ZM155 263H157V260L155 261ZM154 263V264H155ZM12 264H14V262L12 263ZM53 264H55V262L53 263ZM67 264V263H66ZM75 264V263H74ZM94 264H97V263H95L94 262ZM105 264V263H104ZM108 264H110V263H108ZM111 264H113V263H111ZM142 264V263H141ZM147 264V263H146ZM177 264V263H176ZM179 264V263H178ZM183 264V263H182ZM220 264H221V262H220ZM226 264H228V263H226Z\"/></svg>", "mask_w": 264, "mask_h": 264}]
</instances>
